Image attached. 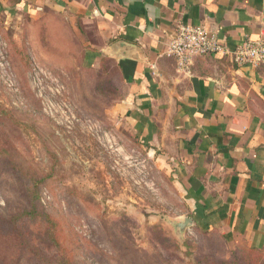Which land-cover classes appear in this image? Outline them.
<instances>
[{"label":"rangeland","instance_id":"obj_1","mask_svg":"<svg viewBox=\"0 0 264 264\" xmlns=\"http://www.w3.org/2000/svg\"><path fill=\"white\" fill-rule=\"evenodd\" d=\"M102 44L65 9L0 0V147L10 153L0 155V264L230 258L217 239L176 226L187 206L171 158L127 119L124 80L97 56ZM15 166L50 175L42 214L17 233L5 225L27 205Z\"/></svg>","mask_w":264,"mask_h":264},{"label":"crops","instance_id":"obj_2","mask_svg":"<svg viewBox=\"0 0 264 264\" xmlns=\"http://www.w3.org/2000/svg\"><path fill=\"white\" fill-rule=\"evenodd\" d=\"M5 1L32 11L47 3L89 26L99 59L123 77L127 119L171 158L188 230L230 251H264V66L210 56L185 71L167 55L179 25L205 26L231 49L264 40V0Z\"/></svg>","mask_w":264,"mask_h":264},{"label":"built area","instance_id":"obj_3","mask_svg":"<svg viewBox=\"0 0 264 264\" xmlns=\"http://www.w3.org/2000/svg\"><path fill=\"white\" fill-rule=\"evenodd\" d=\"M167 55L185 71L198 59L210 56L228 57L239 67L257 68L264 66V40L247 38L231 49L217 33L205 26L179 25L168 44Z\"/></svg>","mask_w":264,"mask_h":264},{"label":"trees","instance_id":"obj_4","mask_svg":"<svg viewBox=\"0 0 264 264\" xmlns=\"http://www.w3.org/2000/svg\"><path fill=\"white\" fill-rule=\"evenodd\" d=\"M107 84H111V81H108ZM0 155L3 157H7L10 155L9 151H6L4 147H0ZM16 171L19 172L18 180H20L21 187V195L23 199L26 201V206L21 208L18 212L14 213L11 217L5 220V225L10 229L14 230V233L20 232L23 225H25V221L33 220L38 215L42 214V211L39 208V200H40V187L47 182L50 178V175H39L32 168H24L15 166ZM46 218L51 219L46 216ZM22 224V227L19 225ZM23 234V233H22ZM50 236H53V233L49 232ZM24 236V234H23ZM56 246L60 247V243L55 241ZM44 264H57L52 262H47ZM58 264H63L59 262ZM198 264H264V251L258 250L255 248H249L245 245L237 246L234 251L231 253L230 258L217 260L216 258H208L206 256L203 257V260Z\"/></svg>","mask_w":264,"mask_h":264},{"label":"water","instance_id":"obj_5","mask_svg":"<svg viewBox=\"0 0 264 264\" xmlns=\"http://www.w3.org/2000/svg\"><path fill=\"white\" fill-rule=\"evenodd\" d=\"M194 225L193 221L188 217H182L176 224L180 231L184 232Z\"/></svg>","mask_w":264,"mask_h":264}]
</instances>
